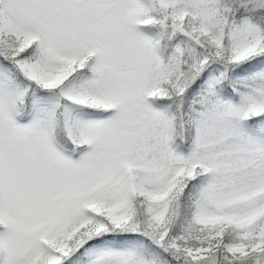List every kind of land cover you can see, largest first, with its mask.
<instances>
[{
	"label": "snow or ice",
	"instance_id": "obj_1",
	"mask_svg": "<svg viewBox=\"0 0 264 264\" xmlns=\"http://www.w3.org/2000/svg\"><path fill=\"white\" fill-rule=\"evenodd\" d=\"M0 264H264V0H0Z\"/></svg>",
	"mask_w": 264,
	"mask_h": 264
}]
</instances>
